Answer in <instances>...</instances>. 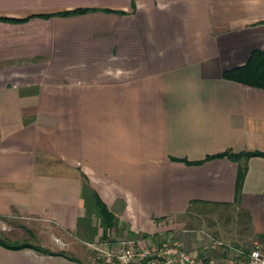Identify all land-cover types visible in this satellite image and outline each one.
<instances>
[{
  "label": "crops",
  "instance_id": "1",
  "mask_svg": "<svg viewBox=\"0 0 264 264\" xmlns=\"http://www.w3.org/2000/svg\"><path fill=\"white\" fill-rule=\"evenodd\" d=\"M256 50L264 0H0V232L53 234L0 264H94L113 235L264 251V89L223 76Z\"/></svg>",
  "mask_w": 264,
  "mask_h": 264
},
{
  "label": "built area",
  "instance_id": "2",
  "mask_svg": "<svg viewBox=\"0 0 264 264\" xmlns=\"http://www.w3.org/2000/svg\"><path fill=\"white\" fill-rule=\"evenodd\" d=\"M209 242L206 250L226 247L221 240L208 236ZM128 243L136 244L134 241L122 243L124 247L117 251L110 248L100 247L97 244H89L93 248L92 262L94 264H205L204 260L195 256L192 252L181 250L173 244H152L148 247L126 246ZM138 245H136L137 247ZM232 249V248H231ZM234 250V249H233ZM238 256H243L244 260L240 264H264V251L260 244L249 253L242 250H234ZM236 264V263H229Z\"/></svg>",
  "mask_w": 264,
  "mask_h": 264
},
{
  "label": "trees",
  "instance_id": "3",
  "mask_svg": "<svg viewBox=\"0 0 264 264\" xmlns=\"http://www.w3.org/2000/svg\"><path fill=\"white\" fill-rule=\"evenodd\" d=\"M85 11L87 10L78 9L71 12H64L62 13V15L82 13ZM223 76L226 79L234 80L242 84L264 89V51L261 50L254 51L251 55L249 62L245 66L225 72ZM245 155L246 157L252 155L264 156V153L254 152ZM225 156H227L230 159H236L239 157L238 155L232 154L230 152L219 154L213 157H225ZM210 158L212 157H209L208 159ZM93 197L95 199L94 200L95 210H96L95 212L100 221L101 227L104 229V236H107V234L116 227L117 225L116 219L112 215V213L107 209L105 204L98 198V196L94 195ZM89 222H90L89 217H86L80 220V225L85 226L88 225ZM0 245H3L8 248H16V249L30 246L28 242H23L20 244H11L10 241L2 234H0ZM58 254H64V253L58 252Z\"/></svg>",
  "mask_w": 264,
  "mask_h": 264
},
{
  "label": "rangeland",
  "instance_id": "4",
  "mask_svg": "<svg viewBox=\"0 0 264 264\" xmlns=\"http://www.w3.org/2000/svg\"><path fill=\"white\" fill-rule=\"evenodd\" d=\"M26 224L27 225H31V224H29V222H26ZM5 228L6 229V226L5 225H0V228ZM8 230V229H7ZM2 232V231H1ZM0 232V234H2L4 237H6L9 241H10V243L11 244H20V243H23V242H28V243H32V244H34V245H40V244H42L43 242H46V241H48V240H50V238L52 237V235L53 234H51V233H42L41 235L39 234V236H40V238H38L36 235H33L32 233H26V234H24V237L22 238V240L20 239V238H17L16 236H12V235H10V233L8 232L7 234H4V233H1ZM29 232V231H28ZM45 237V238H44ZM123 239V238H122ZM122 239H120V238H117V237H115V235H113V236H111V237H108L107 238V240L106 241H104L103 243H101V242H99L100 244H97V245H99L100 247H105V246H103V245H105V244H107V243H109V242H117V243H120V242H122V241H124V240H122ZM132 239H136V238H132ZM132 239H128V240H132ZM152 239V238H151ZM218 239V238H217ZM58 242V241H57ZM129 242V241H128ZM154 242V241H153ZM58 244H60V246L62 247V246H64L62 243H58ZM148 243H146V244H141V247H148V246H150V244H148ZM126 246H129V247H134L135 246V244L134 245H132L131 243H128V245H126ZM88 247H89V249H90V251H91V255H92V253H94V250H93V248L92 247H90L89 246V244H88ZM106 248V247H105ZM108 248V247H107ZM134 248H136V249H139V246H135ZM114 250H116V249H114ZM121 249H119V250H117V251H120Z\"/></svg>",
  "mask_w": 264,
  "mask_h": 264
}]
</instances>
